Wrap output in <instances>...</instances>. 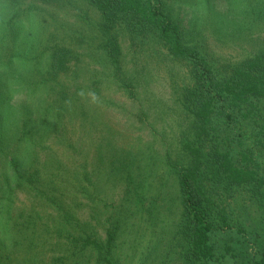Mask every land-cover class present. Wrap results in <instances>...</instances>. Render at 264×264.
<instances>
[{
    "label": "rangeland",
    "instance_id": "374dc122",
    "mask_svg": "<svg viewBox=\"0 0 264 264\" xmlns=\"http://www.w3.org/2000/svg\"><path fill=\"white\" fill-rule=\"evenodd\" d=\"M3 1L0 25L20 14L14 27L19 37L8 36L3 54L18 55L30 82L48 83L39 90L13 88L0 121L9 115L6 122L21 128L46 116L55 127L41 141L40 133L33 135L39 155L32 162L30 150L0 151V264H103L94 249L78 248L68 237L88 232L105 240L114 224L120 228L113 264H182L174 237L182 211L176 170L191 164L184 143L197 139L195 108L185 104L195 87L193 66L174 56L157 32L129 19H119L106 34L103 16L90 0H19L22 8L14 10ZM168 1L187 38L222 71L230 72L264 46L262 0ZM214 9L229 13L226 22L232 21L237 34H229V27L223 38L215 33ZM23 12H30L26 20ZM110 40L120 48L119 65L105 48ZM60 47L71 54L65 69L53 75ZM247 109L254 113L239 114L231 128L216 117L211 136L239 163L251 149L264 174V98L252 99ZM40 125L45 127L44 121ZM29 139L30 134L20 145ZM13 157L25 167L26 178L14 173ZM140 184L148 185L141 206L132 191ZM213 198L232 223L215 239L219 259L213 264H252L264 251V194L222 185ZM59 201L67 206L66 218ZM152 205L150 214L146 208Z\"/></svg>",
    "mask_w": 264,
    "mask_h": 264
},
{
    "label": "trees",
    "instance_id": "16d2710c",
    "mask_svg": "<svg viewBox=\"0 0 264 264\" xmlns=\"http://www.w3.org/2000/svg\"><path fill=\"white\" fill-rule=\"evenodd\" d=\"M90 1L103 16V30L106 34H111L113 26L119 19H129L138 24L141 29L157 32L174 56L188 60L193 66L196 79L195 87L190 91V97L186 99L187 103L185 104L191 103L195 108L193 113L196 118L197 139L184 143V148L192 158L191 164L181 166L176 170L182 211L178 217L174 237L179 239L182 248V264H213L214 260L219 259L216 237L222 231L232 227L229 216L225 211L218 208L213 193H217L222 185H227L232 188L250 187L256 194H264V174L260 173L259 164L255 162L252 150L248 149V153L243 155L244 163H239L230 149H223L222 143L216 137L211 136L214 129L213 121L216 117H223L226 124L231 128L233 123L240 121V115L247 118L254 113L253 109L244 110L245 104L252 99L264 98V46L260 52L251 55L241 63L235 64L230 72L227 69L222 71L213 64L202 49L187 38L186 29L175 15V8L170 1ZM261 3L264 5V0ZM3 5L9 10L22 8V2L19 0H4ZM24 10L28 11V9ZM262 12L264 13V7ZM21 14L25 20L28 15L30 16V12ZM228 15V12L223 15L222 12L213 10L212 20L216 22L214 29L220 38L227 35L228 27L229 34H237L232 28L235 26L232 21L226 22ZM18 16H20L19 13H14L7 22H4V25H0V47L2 48L0 50V110L4 105H7L6 102H9L10 93L17 91L13 88L29 87L39 90L48 83V79L45 78H36L35 81L30 82L33 77L29 76V79L25 73H22L20 68L23 64L18 59V55L14 53L3 54L5 53L3 47L6 46L8 36H12L14 40L19 37L17 33H14ZM14 19L16 20L13 21ZM105 48L108 55L119 65L120 48L117 41H108ZM70 54L71 52L63 47L55 50L51 74H59L62 69H65ZM15 66H17L16 70L20 72L19 74L16 71L13 73ZM17 84L20 86L14 87ZM63 96H66L65 92H63ZM6 117L0 121V151L20 153L23 149L30 150L29 157H31L30 162H32L34 157L39 155L34 150L33 135L40 133L38 140L41 141L46 138L48 133L52 132L55 125H50V122L48 124L46 122L48 117L45 116L33 123L31 121L24 122L26 125L24 127L21 125L20 128L19 122L7 123ZM43 121L45 127L40 125ZM29 134L30 139L20 145L19 141L24 140ZM22 135L23 137H21ZM209 140H212L211 144H208L209 154L214 161L210 165L206 162L210 160L206 157L207 141ZM25 163L27 164V162ZM10 164L19 179L26 178L25 167L16 157L11 159ZM2 172H4L3 168L0 167V176ZM33 175L31 179H28L29 181H33ZM208 180H212V183L210 184ZM146 186L148 185H135L132 189L135 198L139 200L137 204L140 206L144 205L148 197ZM49 198L51 199V197ZM58 205H60L61 214L66 218L68 215L67 206L63 201H59ZM146 210L152 214L155 208L152 205L148 206ZM119 228L120 224L109 226L105 240H100L88 232L80 236L69 235L68 238L71 243H76L75 246L77 245L78 248L94 249L98 253L99 262L113 264L112 253L118 240ZM239 230L244 231V229ZM226 248L228 252L236 256L233 246L227 245ZM236 264L247 263L237 262ZM252 264H264V251Z\"/></svg>",
    "mask_w": 264,
    "mask_h": 264
}]
</instances>
